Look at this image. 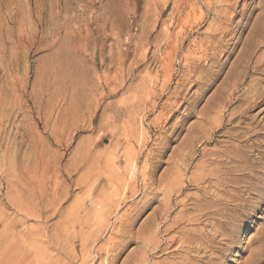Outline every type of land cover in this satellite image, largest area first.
Segmentation results:
<instances>
[{
	"label": "rangeland",
	"instance_id": "374dc122",
	"mask_svg": "<svg viewBox=\"0 0 264 264\" xmlns=\"http://www.w3.org/2000/svg\"><path fill=\"white\" fill-rule=\"evenodd\" d=\"M207 262L264 264V0H0V264Z\"/></svg>",
	"mask_w": 264,
	"mask_h": 264
},
{
	"label": "bare ground",
	"instance_id": "6f19581e",
	"mask_svg": "<svg viewBox=\"0 0 264 264\" xmlns=\"http://www.w3.org/2000/svg\"><path fill=\"white\" fill-rule=\"evenodd\" d=\"M255 99V98H254ZM256 100V99H255ZM260 103V102H259ZM255 107V106H254ZM203 189V188H202ZM168 196V195H167ZM161 208V207H159ZM163 215V214H162ZM196 220V219H195ZM169 230V229H168ZM187 238V237H186ZM184 240V239H183ZM189 240V239H188ZM196 240V239H195ZM192 242V241H191ZM149 243V242H148ZM185 246V245H184ZM196 247V246H195ZM198 248V247H197ZM204 249V248H203ZM202 251V250H201ZM205 253V252H204ZM186 254V253H185ZM214 255V254H213ZM213 257V256H212ZM187 258V257H186ZM190 258V257H188ZM182 260V259H181ZM189 261V260H188ZM191 261V260H190ZM193 261V260H192ZM202 261V260H201ZM214 261V260H213ZM216 262V261H215ZM190 263V262H189ZM194 263V262H193ZM208 263V262H207ZM203 264V263H202ZM208 264H212V263H208Z\"/></svg>",
	"mask_w": 264,
	"mask_h": 264
}]
</instances>
